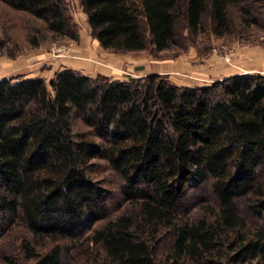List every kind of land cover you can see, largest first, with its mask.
Here are the masks:
<instances>
[{
    "label": "trees",
    "instance_id": "16d2710c",
    "mask_svg": "<svg viewBox=\"0 0 264 264\" xmlns=\"http://www.w3.org/2000/svg\"><path fill=\"white\" fill-rule=\"evenodd\" d=\"M0 2L55 38L78 39L67 0ZM79 3L92 36L115 53L167 51L184 30L196 36L207 25L221 37L233 16L249 27L264 8V0ZM97 161L116 175V194L93 175ZM244 212L264 222V74L206 86L70 68L49 81L0 79V264H63L71 253L81 264H264V224ZM8 240L17 243L6 248Z\"/></svg>",
    "mask_w": 264,
    "mask_h": 264
},
{
    "label": "rangeland",
    "instance_id": "374dc122",
    "mask_svg": "<svg viewBox=\"0 0 264 264\" xmlns=\"http://www.w3.org/2000/svg\"><path fill=\"white\" fill-rule=\"evenodd\" d=\"M67 3L77 26V40L55 38L41 27L39 21L14 12L0 2V79L42 76L49 81L57 72L70 68L92 75L97 71L109 73L111 75L107 77L128 81L130 78H141L131 77L130 74L144 73L146 67L163 64H170L168 68H177L161 75H166L175 84L188 86L210 85L237 73L264 74V8L255 13L258 24L249 27L240 25L239 18L233 16L232 30L221 37L210 33L207 25V30L196 36H189L184 30L178 45L167 51L115 53L104 49L92 36L79 0H67ZM142 59L141 64L139 60ZM140 75L143 77L144 74ZM93 175L103 179L107 188L116 194V175L104 161H97ZM199 194L206 198V202L215 203L209 191H200ZM237 204L242 211L241 202ZM243 215L253 226L264 224L260 217L253 214L244 212ZM16 243L8 240L6 248ZM167 244L169 240L160 245L159 258L165 257ZM79 258L73 253L65 254L63 264H81Z\"/></svg>",
    "mask_w": 264,
    "mask_h": 264
},
{
    "label": "crops",
    "instance_id": "0c3cea01",
    "mask_svg": "<svg viewBox=\"0 0 264 264\" xmlns=\"http://www.w3.org/2000/svg\"><path fill=\"white\" fill-rule=\"evenodd\" d=\"M139 62L142 64L143 63V59L142 60H139ZM168 65H170V64H163L162 66H160V65H158V66H155V67H150L149 66V68H144V73H139V74H136V73H134V74H130V76L131 77H137V76H140V77H142L140 74H144V75H147V74H150V73H157V74H160V73H164V72H168V73H170L171 71H174V70H176V68L174 67V68H168ZM174 65H175V63H174ZM170 67V66H169ZM167 73V74H168ZM237 72H234L233 74H236ZM87 74V73H86ZM238 74V73H237ZM87 75H90V76H96V75H104V76H106V75H111V74H104V72H100V71H97L96 72V74H94V75H92V74H87ZM143 75V76H144ZM42 77V76H41ZM51 79V78H50ZM126 81V80H125ZM175 82V81H174ZM176 83V82H175ZM178 85H183V86H188V85H186V84H179V83H177Z\"/></svg>",
    "mask_w": 264,
    "mask_h": 264
}]
</instances>
